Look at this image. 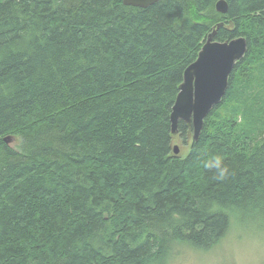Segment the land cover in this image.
<instances>
[{
  "label": "trees",
  "instance_id": "obj_1",
  "mask_svg": "<svg viewBox=\"0 0 264 264\" xmlns=\"http://www.w3.org/2000/svg\"><path fill=\"white\" fill-rule=\"evenodd\" d=\"M122 1L0 0V264H153L264 212V0ZM219 23L213 40L247 51L197 140L182 121L173 136L183 72ZM213 155L228 179L203 167Z\"/></svg>",
  "mask_w": 264,
  "mask_h": 264
},
{
  "label": "water",
  "instance_id": "obj_2",
  "mask_svg": "<svg viewBox=\"0 0 264 264\" xmlns=\"http://www.w3.org/2000/svg\"><path fill=\"white\" fill-rule=\"evenodd\" d=\"M161 0H123L124 6L147 8ZM215 11L225 14L228 5L225 0L215 2ZM217 24L207 35L196 60L185 68L183 81L171 108L169 116L171 135H176L178 122L192 126V139L197 140L203 127V120L217 106L228 86V78L234 65L247 51V42L239 37L230 41L213 40ZM12 140L4 138L5 143ZM173 154L178 155V146L174 145Z\"/></svg>",
  "mask_w": 264,
  "mask_h": 264
},
{
  "label": "rangeland",
  "instance_id": "obj_3",
  "mask_svg": "<svg viewBox=\"0 0 264 264\" xmlns=\"http://www.w3.org/2000/svg\"><path fill=\"white\" fill-rule=\"evenodd\" d=\"M175 145L180 156L187 153L186 146ZM254 213L232 216L227 232L210 249L175 243L153 264H264V212Z\"/></svg>",
  "mask_w": 264,
  "mask_h": 264
},
{
  "label": "clouds",
  "instance_id": "obj_4",
  "mask_svg": "<svg viewBox=\"0 0 264 264\" xmlns=\"http://www.w3.org/2000/svg\"><path fill=\"white\" fill-rule=\"evenodd\" d=\"M203 167L214 173L212 177L214 180L223 181L232 175V172L229 167L224 164L223 157L220 155L210 156L203 161Z\"/></svg>",
  "mask_w": 264,
  "mask_h": 264
},
{
  "label": "bare ground",
  "instance_id": "obj_5",
  "mask_svg": "<svg viewBox=\"0 0 264 264\" xmlns=\"http://www.w3.org/2000/svg\"><path fill=\"white\" fill-rule=\"evenodd\" d=\"M178 154H179V152H178Z\"/></svg>",
  "mask_w": 264,
  "mask_h": 264
}]
</instances>
